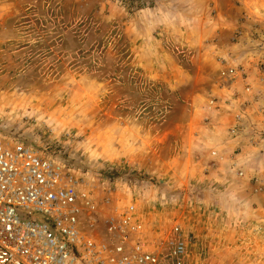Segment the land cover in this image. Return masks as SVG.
I'll list each match as a JSON object with an SVG mask.
<instances>
[{"label":"rangeland","instance_id":"obj_1","mask_svg":"<svg viewBox=\"0 0 264 264\" xmlns=\"http://www.w3.org/2000/svg\"><path fill=\"white\" fill-rule=\"evenodd\" d=\"M141 1L131 12L123 0H0V143L54 160L81 191L110 199L91 234L133 202L162 257L178 224L193 237L181 264H262L264 222L223 225L216 208L186 215L194 204L179 203L207 182L189 177L194 146L234 138L231 119L214 135V115L233 114L217 58L259 63L264 37L231 49L221 37L212 51L209 0Z\"/></svg>","mask_w":264,"mask_h":264},{"label":"built area","instance_id":"obj_2","mask_svg":"<svg viewBox=\"0 0 264 264\" xmlns=\"http://www.w3.org/2000/svg\"><path fill=\"white\" fill-rule=\"evenodd\" d=\"M217 59L221 79L242 80L249 93L245 70ZM209 105L215 106L214 97ZM241 120L236 116L228 128L231 137L238 135ZM110 205L108 198L95 200L81 191L54 160L0 143V264H167L168 257L182 263L193 237L174 224L161 241L162 257L142 239L144 222L133 202L104 220L102 237L91 234L98 213Z\"/></svg>","mask_w":264,"mask_h":264},{"label":"crops","instance_id":"obj_3","mask_svg":"<svg viewBox=\"0 0 264 264\" xmlns=\"http://www.w3.org/2000/svg\"><path fill=\"white\" fill-rule=\"evenodd\" d=\"M209 6L213 12L208 17L213 24L211 36H208L212 41V51L219 50L215 42L221 37L227 40L229 49L233 43L243 47L242 43L252 33L257 32L264 37V0H209ZM235 38L238 40L233 42ZM262 55L259 63L258 60L252 63L245 60L240 65L227 61V64L238 65L245 70V83L251 90L246 93L244 82L239 79L223 86L227 89V110L233 114L214 115L215 119L218 117L223 121V124L215 123L214 135L216 139L222 131L226 135L227 123L232 121L233 124L235 117L240 115L242 120L238 135L231 141L221 137V141L213 139L210 150L194 146L187 165L189 177L193 181H207L208 184H196L180 194L179 209L183 210L187 202L194 204L192 210L187 208L190 212L186 215L199 214L203 208H216L220 214L230 218L226 216L224 222L218 220L223 225H245L252 218V226L257 227L264 222V53Z\"/></svg>","mask_w":264,"mask_h":264},{"label":"trees","instance_id":"obj_4","mask_svg":"<svg viewBox=\"0 0 264 264\" xmlns=\"http://www.w3.org/2000/svg\"><path fill=\"white\" fill-rule=\"evenodd\" d=\"M123 3L131 12L135 9H140L144 7V3H142L141 0H123Z\"/></svg>","mask_w":264,"mask_h":264}]
</instances>
